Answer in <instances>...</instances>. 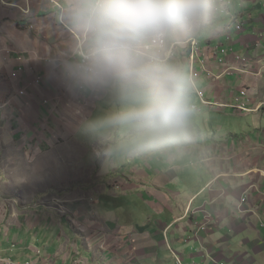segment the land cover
I'll return each instance as SVG.
<instances>
[{"label":"crops","instance_id":"obj_1","mask_svg":"<svg viewBox=\"0 0 264 264\" xmlns=\"http://www.w3.org/2000/svg\"><path fill=\"white\" fill-rule=\"evenodd\" d=\"M70 3L0 0V71L10 80L0 150H27L30 175L46 173L75 200L61 216L38 215L43 263L28 261L264 264V0H210L195 29L167 36L179 44L169 63L191 80V111L183 137L154 148L125 147L133 133L120 125L78 131L131 101L113 85L69 89L60 68L87 45L65 17ZM239 100L255 112L237 111Z\"/></svg>","mask_w":264,"mask_h":264},{"label":"clouds","instance_id":"obj_2","mask_svg":"<svg viewBox=\"0 0 264 264\" xmlns=\"http://www.w3.org/2000/svg\"><path fill=\"white\" fill-rule=\"evenodd\" d=\"M210 0H71L67 21L87 36L80 59L61 66L69 89L117 86L131 105L78 131L95 135L113 125L133 133L125 147L178 142L188 123L191 80L175 64L143 56L146 41L195 29Z\"/></svg>","mask_w":264,"mask_h":264},{"label":"rangeland","instance_id":"obj_3","mask_svg":"<svg viewBox=\"0 0 264 264\" xmlns=\"http://www.w3.org/2000/svg\"><path fill=\"white\" fill-rule=\"evenodd\" d=\"M259 64L264 66L262 62ZM8 81L10 80L8 76L5 77V72L0 71V94ZM246 94L247 91H244L243 95ZM4 98L5 96L0 95V108ZM241 103L246 105L239 100L238 104ZM251 110L253 111L242 113L255 112L254 109ZM10 139L11 136L8 135L5 136L4 141L8 143ZM0 144H3L1 133ZM15 146L19 147V145ZM8 147L11 148L13 145L10 144ZM98 151L101 155L103 154L102 150ZM33 161V157L31 158L27 150H0V264H38L28 261L29 254L36 256L35 258H39L40 263H43L44 250L42 246L37 245L41 242L43 235L39 226L41 218H38V215L42 214L46 208H54L61 216L67 208L66 203L75 201L61 198L58 194L60 184L50 182L46 173L39 177L30 175V171L34 168ZM38 186L41 188H37ZM47 190H54L57 193L50 198ZM43 195L48 196L43 198ZM32 245H36V255L30 250L31 247L34 248ZM214 264L226 263L215 262Z\"/></svg>","mask_w":264,"mask_h":264},{"label":"built area","instance_id":"obj_4","mask_svg":"<svg viewBox=\"0 0 264 264\" xmlns=\"http://www.w3.org/2000/svg\"><path fill=\"white\" fill-rule=\"evenodd\" d=\"M221 8H217L216 11H218ZM238 31H242L243 30V26L239 25L237 27ZM193 45H196L195 43H193ZM142 49H143V56L146 58H161L164 59L168 62H171L173 60L176 59L177 57V53L179 51V44H175L170 46L169 42H168V37H161L158 39H153L150 41H146L144 42V44L142 45ZM224 53V52H222ZM194 75H196L197 71L193 70ZM201 97L203 98V102L206 105H211V103L207 102L204 99V94L200 93ZM235 109L239 112H252L253 110L249 109L246 105L244 104H237L235 106ZM248 202V197L245 196L241 202V208L244 204H246ZM207 229V225L201 226L200 230L204 231Z\"/></svg>","mask_w":264,"mask_h":264}]
</instances>
